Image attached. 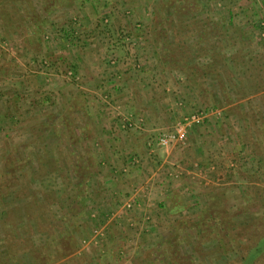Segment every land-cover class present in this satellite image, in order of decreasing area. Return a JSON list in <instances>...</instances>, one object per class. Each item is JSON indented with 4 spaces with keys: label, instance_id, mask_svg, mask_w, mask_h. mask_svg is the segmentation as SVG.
I'll return each mask as SVG.
<instances>
[{
    "label": "rangeland",
    "instance_id": "1",
    "mask_svg": "<svg viewBox=\"0 0 264 264\" xmlns=\"http://www.w3.org/2000/svg\"><path fill=\"white\" fill-rule=\"evenodd\" d=\"M106 1L110 5L95 19L97 37L86 27L82 30L83 19L75 10L81 0H65L52 15L43 13L42 0H31L37 19L17 2L11 20L0 16V245L8 233L16 250L1 256L0 264L40 263L49 255L53 263L48 264H167L166 249L175 243L177 248H172L192 264H221L222 252L229 259L224 264H234L232 253L219 250L211 236L197 238L194 222L212 205L231 221L237 249L252 245L247 239L257 236L248 223L264 213V0H189L195 11L182 16L179 38L188 40V54L201 55L197 48L202 49L193 62L198 69L209 65L208 55H213L219 76L204 78H186L164 65L161 38L154 33L161 11L169 13L188 0H148L137 18L130 9L122 11L125 19L135 21L132 29L112 27L120 16L115 6L120 0ZM141 17L150 23L143 27ZM166 30L172 39V30ZM80 36L89 44L98 36L105 39L103 46L110 53L102 63L104 70L95 76L94 92L85 89L80 71L61 60L77 56ZM198 39L202 44L195 46ZM123 53L131 67L124 74L145 84L146 97H151L146 114L164 116L158 126H141L151 128L149 132L136 133L147 134V141L154 143L157 133L172 131L174 123L188 115L201 112L204 121L188 128L183 143L167 148L152 143L153 153L146 152L156 167H149L152 173H139L143 179L138 183L118 182L125 186L122 192L111 193L99 172L107 159L92 140V122L95 115L114 121L129 116L120 107L110 108L114 99L108 83L119 82L116 68ZM83 64L91 73L89 62ZM64 85L70 89L67 96L60 93ZM71 99H77L87 128L74 112L75 102L68 104ZM121 124V135L131 133ZM204 135L208 143L200 140ZM173 168V183H153L152 177L161 179L153 175L157 169L161 174ZM127 172L129 177L134 174ZM167 192L172 195L165 203L161 194ZM46 193L52 194L42 209V224L54 229L56 243L59 235L64 239L69 234L62 258L58 245L49 244L51 233L21 216L28 201L36 195L44 203ZM33 205L38 216L41 207ZM256 264H264V257Z\"/></svg>",
    "mask_w": 264,
    "mask_h": 264
},
{
    "label": "crops",
    "instance_id": "2",
    "mask_svg": "<svg viewBox=\"0 0 264 264\" xmlns=\"http://www.w3.org/2000/svg\"><path fill=\"white\" fill-rule=\"evenodd\" d=\"M148 3V0H120L118 3L115 4L114 9L118 10V16L116 20H114V25L112 27L115 28H129L132 29L134 26V22L131 20H128L127 18L125 19L122 16V13L124 11H128L127 9H130L132 14H134V18L136 15L138 17L141 16L140 12H142L143 6ZM78 4V3H77ZM107 5L108 2L106 0H81V4L78 5V7H75L76 13L80 15V17L83 19V24H82V30L84 27L85 30L90 31L92 34V37L100 33L99 28H96L95 24V19L96 17L101 14V11L103 12L106 8H108ZM84 10L83 14H81V10ZM123 11V12H122ZM80 12V13H79ZM136 13V14H135ZM142 22V26L144 27L150 22L146 19V17H141L139 20ZM97 29V30H95ZM101 37L98 36L96 40H93L91 44L88 43V40L83 36H80V41H78V46L80 49V52H77V56L75 55L74 58H69V55L67 56L68 58L61 59L62 61L64 60L65 62L69 61L71 65H73L76 69V71H80L82 75L85 76L86 84H85V89L90 90L94 92L95 87H97V79L96 75H98L101 71L104 70V67H102V63L107 60V58L110 56V53L105 46H103V42L106 40L99 39ZM101 40V41H100ZM76 43V44H77ZM122 59L121 63H119L118 72L121 73V78L118 83L116 81L111 80L109 84V88L112 93V98L114 99L113 105L110 106V108H119L124 109L125 115H129L128 119L132 121V123L135 124L136 128L135 129H129L131 133L125 134L126 132H123L121 135V132L119 130L120 126V119L117 118V120L114 121V119L111 117L108 118H103L101 115H95L93 118V125L95 127V130L93 131V142H98L100 144V149L98 154H102L104 158H106V167H100L99 169L103 175V178L106 177V182L108 181L107 187L110 188V192L112 193L113 190L115 193L121 191L122 188L125 187L124 185H119V183H138V181L143 179L142 177L138 176L139 173H149L153 171L149 167L152 166V162L150 160L149 155L146 154L147 148H146V141L148 135L145 133H136L135 130H140L143 132H149L151 128H141V126L144 125H157L158 123H161L163 121L161 115L156 116V118H153L152 115L146 114V107L148 106V100L151 98L146 97V85L141 84L138 85V82L133 81V77H128L127 75L131 72V68L128 64L129 61L128 58L125 57L124 53L120 57ZM60 60V61H61ZM59 61V62H60ZM88 61L90 66H92V71L91 73H87L86 70L84 71V62ZM64 63L65 65L67 64ZM107 62V61H106ZM82 69V70H81ZM127 74H124L125 72H128ZM90 79V80H89ZM51 86V85H50ZM49 86V87H50ZM60 86V85H59ZM82 88V87H81ZM84 89V90H85ZM63 90V91H62ZM68 86L64 85V87H60V93H64L67 96V92H69ZM19 91V90H18ZM55 93L57 91H54ZM69 95V94H68ZM77 98V97H76ZM68 100V99H67ZM66 100V103L68 102ZM77 99H71L69 100L68 104L75 102L72 106H76V101ZM85 105V104H84ZM148 113V112H147ZM132 115V117H130ZM115 118V119H116ZM85 124V123H84ZM82 124V126L84 125ZM148 126V127H149ZM156 126V127H157ZM104 128V129H103ZM155 130L159 129H154L152 130L153 132H156ZM92 134V133H91ZM190 136V135H189ZM205 136V137H204ZM200 140H203L205 143H208L209 138L206 140V135H204ZM191 137V136H190ZM204 138V139H203ZM95 139V140H94ZM195 140V139H194ZM202 142V141H201ZM199 143V142H195ZM173 147V146H172ZM102 150V152H101ZM146 150V151H145ZM130 155H135L136 158L138 159V162H140V165L133 166L132 164H129V156ZM127 157V158H126ZM200 158V163L205 165V168L207 167V159L203 155L199 156ZM198 159V158H197ZM203 160V161H202ZM105 161V160H104ZM199 163V164H200ZM153 168H156L155 165L152 166ZM128 172H127V170ZM211 168V167H210ZM112 169L115 170L116 172L120 171L123 169V174L118 175L112 173ZM126 170V171H124ZM158 173L154 172V174H157V176H160L161 179L158 177H152L153 183H173L171 180L169 181V178L172 176L171 174L173 173L174 168L172 171H167L165 173L160 174V169ZM134 173L132 174L133 176L129 177L125 173ZM168 174V175H167ZM142 178V179H141ZM168 179V180H167ZM172 195V192L169 193H163L161 196H163L161 201L169 202L166 197ZM169 198V197H168ZM173 207V206H172Z\"/></svg>",
    "mask_w": 264,
    "mask_h": 264
},
{
    "label": "trees",
    "instance_id": "3",
    "mask_svg": "<svg viewBox=\"0 0 264 264\" xmlns=\"http://www.w3.org/2000/svg\"><path fill=\"white\" fill-rule=\"evenodd\" d=\"M24 1H26V4H24ZM17 2L21 3L26 8H30V9L32 8L30 4L31 0H6L3 4L0 5V16L6 20H11L10 12H14L16 10L15 4ZM64 2L65 0H42L43 13H48V14L50 13L51 15L55 12L59 13L57 11L58 7L62 6V3ZM194 3H195V0H194ZM192 6H193L192 2L189 1V3H185V1H183L182 3H179L178 6L174 8V10L172 9V11L169 13L161 11L159 21H157L156 23L159 30L156 27L154 28L155 29L154 33L159 36V39L161 38V43H162L161 47L159 46L160 47V50H159L160 60L164 65H166L169 68L177 70L180 74L184 75L186 78L187 77L188 78H194V77L204 78L205 76H208L209 74H216L217 76H219L218 74L219 71L214 70V68L217 66V63L214 60L213 55L211 56L208 55L209 60H210L209 65L203 66L202 68L198 69L199 67H197L195 63L193 62L203 54L202 49L200 47L197 48L199 49L198 52L201 53V55H198V54L196 55L195 53L188 54V49H185L186 43L188 42V40L185 37L183 38V40L179 38L180 37L179 32L184 30V29H181L182 25L180 24L182 16L194 12L195 10L193 11ZM172 7H174V5L173 6L171 5L170 8ZM31 10L33 12V16H35L37 19L38 15L33 11V9ZM157 20H158V17H157ZM168 25H170V27H168ZM195 25H197V21L195 22ZM166 28H170L172 30L171 31L173 33L172 39L166 37V33H167ZM201 41H202L201 39H198V42L194 43V45L196 46V45L202 44ZM203 48L205 49L206 47H203ZM226 98L228 99L227 96ZM74 109H75L74 112L77 115V118L79 119V121L82 124L85 123L83 126L87 128L88 120L86 116H84L83 112L81 111V107L79 105H76L74 106ZM86 131H88V129H86ZM73 141L75 140L74 139L70 140V142H73ZM12 170H13V166L11 167V171ZM51 194L52 193L44 194L46 195L43 201L44 203L39 201V199L35 195L32 199L33 200L32 202L28 201L26 203L24 207L23 215L21 216L27 220H30V221L33 220L37 223L39 222L38 225L39 224L42 225L43 226L42 228H44L46 231L51 233V235H49V244H52L53 246L58 245V247L56 248L57 250L56 252H59L60 254L62 253L61 254V258H62L66 255L63 249L64 248L63 240L69 237V234H65L64 239L63 237L59 235V238L57 239V243H56L55 238H54V231H53L54 229L46 228L45 225H43L41 221V219L46 216L45 214L43 215L42 209L47 204L45 201L48 199V197L51 196ZM213 199L214 198H211V200ZM33 204H36L35 205L36 207H41V209L39 210V212L40 211L41 212L39 213L38 216L36 214L34 215V212H33L34 205ZM230 209H232V207ZM62 220H64V218ZM230 222L231 221L229 220V218H222V216L219 214L218 209H216V206L212 207V205H210L208 207H205L202 213L199 215L198 220L194 222V226L197 232V238H202L203 236H209V237L211 236L212 239L216 240L219 250L224 249L225 253H228V252L229 254L232 253L234 258L230 260H232L234 264H256L260 258L264 257V246L263 247L259 246V243L264 240V213L262 216H260L258 220L248 223V226L250 225L252 227V231H253L252 233L255 232L257 236L255 238L253 237V240L251 239L252 237H249L247 239V243L252 241L251 243L252 245L248 244L245 247V249L244 247L238 246V249H241V248L244 249V253H239L238 249L236 248V244L239 242H238L236 234L234 235L230 234L233 228L230 225L231 224ZM11 243H12V247L10 245L8 233H6L4 237L3 245H0V258H2L1 256L9 257L14 254V251L16 250L14 249L12 240H11ZM175 244H171L166 249V253L168 255L167 264H192L193 263L192 259L190 260L187 258L180 257V255L177 253V250L175 249L177 248ZM173 245L175 246L174 249L172 248L174 247ZM257 247H259L258 251H256ZM219 258L220 260L224 259L225 262L229 260L228 258H226L223 252L219 255ZM13 259H16V257H14ZM33 260L35 262L34 264L53 263V262H50L52 260L50 255L48 258L46 259L44 258L43 261H40V263H38L35 259ZM225 262L222 261L221 264H224Z\"/></svg>",
    "mask_w": 264,
    "mask_h": 264
},
{
    "label": "built area",
    "instance_id": "4",
    "mask_svg": "<svg viewBox=\"0 0 264 264\" xmlns=\"http://www.w3.org/2000/svg\"><path fill=\"white\" fill-rule=\"evenodd\" d=\"M123 121L121 124L122 128L127 129H135L136 126L132 121L126 117L122 118ZM204 121V114L201 112H195L187 117H184L181 121L174 123L172 127V131L164 132V133H157L153 141H147V151L153 153L154 145L160 148H167L170 144L174 143H183L187 137V130L188 128L196 125L202 124ZM152 143L154 144L152 146ZM138 159L135 155L129 156V164L137 165ZM126 169V168H125ZM127 170V169H126ZM124 170V171H126ZM130 204L127 202L125 203V208H130Z\"/></svg>",
    "mask_w": 264,
    "mask_h": 264
}]
</instances>
